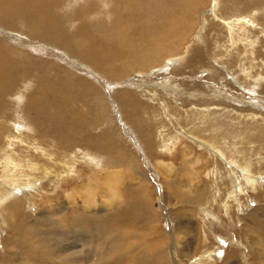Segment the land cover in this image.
<instances>
[{
	"label": "rangeland",
	"instance_id": "obj_1",
	"mask_svg": "<svg viewBox=\"0 0 264 264\" xmlns=\"http://www.w3.org/2000/svg\"><path fill=\"white\" fill-rule=\"evenodd\" d=\"M122 1L60 0L53 4L47 0L39 17L21 8L10 12L8 17L0 16V97L6 99L8 94L5 90L9 88L13 95L21 85L24 87L20 89L24 93L19 90L21 97L18 103L8 101L0 107V111L6 109L13 113L16 110L25 123L37 127L41 141L46 145L54 137L61 152L53 156L60 166L58 172L62 177L57 180V192L48 196V189H43L47 193L36 203L19 201L6 204L7 208L16 211L11 214L14 218L10 223L12 226L0 224V264H107L108 260L118 264L117 258L113 257L114 250L111 249L112 253L109 247L113 244L120 246L121 239L128 237L125 244L132 245L130 255L139 257L144 244L146 247L147 244L160 242L168 250L177 237L180 241L200 238L202 228L208 239L206 247L203 248L202 241L198 244V239L196 243H190L192 247L186 250L190 251L187 255L191 257H188V264H230L226 262L231 256L235 264H264V162L258 164L256 160H250L253 162H249L251 169L244 172L234 164L229 165L231 159L218 161L214 158L216 161L213 163L207 148L200 145L213 136L220 143L227 140L228 144L236 145L251 156L247 157L248 160L256 156L264 159V84L258 86L261 79L264 82V36L250 39L247 32L244 34L249 41L257 39L253 48L244 47L247 42H234V46H230L231 40L227 38L226 30L221 28L220 21H211L209 13H206L212 9L215 0H188L187 3L186 0ZM259 1L264 4V0ZM259 1L255 8H250V0H220L221 8L217 12L215 8L214 14L230 22L235 16L254 13L260 21H264V16L259 17L264 12ZM179 2L187 6H179ZM187 7L192 8L188 10ZM159 9L166 12L159 15L162 13ZM158 15L169 18L171 23L166 26L172 31L176 32L184 25L188 28L180 49L175 48L172 53L183 55L187 47L182 65L185 67L175 64V55L167 50L161 59L162 64L172 61L173 65L165 66V72H146L141 77L138 74L140 67L133 57L139 58L150 52L152 39L156 38L153 30L162 23L157 20ZM258 23L264 27L261 22ZM205 24L206 29H203ZM167 31L162 34L164 38L172 35ZM80 55H85V58ZM93 56L94 61H90ZM198 60L201 62L195 64ZM114 62V70L117 69L115 66L120 70L121 66L129 64L130 76L122 77L121 74L120 77H112L107 71L108 66L107 69L100 66ZM219 75L222 78H218ZM171 92H175L173 95L177 97L174 100L166 95ZM150 94L155 95L145 97ZM139 96L150 109L148 117L143 114L145 107L138 109L135 106H140ZM188 98L200 110L210 108L207 113L213 121L193 118L196 116L190 112ZM127 99L133 102L126 104H132L136 111L132 117L124 115L126 112L119 106ZM152 100L155 105L159 100L165 102L167 107L163 119L171 118V127L178 124L177 128L184 130L190 141L200 144L181 139L173 157L159 154L156 151V132L151 125L157 110ZM225 107L233 112L224 114L221 110ZM194 126L195 135H190L188 127ZM200 126L201 129L198 128ZM103 138L120 143L115 147V157L108 161L100 160L104 166L97 168L90 163L79 162L77 171L69 176L64 169L68 159L62 154L78 156L77 150L91 152L94 147V153L101 155L106 150ZM118 150L119 155L116 153ZM235 153V149L232 150V154ZM238 154L241 156L242 152ZM89 159L87 157L88 162ZM41 161L47 162L44 159ZM217 166H221L220 171L226 177V196L220 195L216 188L218 173L214 172ZM105 173L110 181L119 180L122 184L117 187L118 199L115 203L100 207L102 201L99 199L98 202L96 198H110L104 189L109 183L99 179ZM181 182L183 185H179ZM144 188L146 199L141 193ZM118 206L123 210H118ZM102 207H105L103 213ZM182 210L186 221L178 224L174 212ZM2 215L3 210L0 209V217ZM246 226L249 229L247 232L244 229ZM41 228L42 234L47 230L44 235L37 233L42 235V239L33 232V229ZM148 228L155 231L148 234ZM96 232L99 233V240ZM46 236L51 239L46 243L52 249L44 254ZM253 237L259 240L254 242ZM98 242L104 253L97 250ZM35 244L38 249L34 248ZM171 256L169 259L175 264L178 256L174 255V260Z\"/></svg>",
	"mask_w": 264,
	"mask_h": 264
},
{
	"label": "bare ground",
	"instance_id": "obj_2",
	"mask_svg": "<svg viewBox=\"0 0 264 264\" xmlns=\"http://www.w3.org/2000/svg\"><path fill=\"white\" fill-rule=\"evenodd\" d=\"M60 0H53L51 3L55 4L54 2H57ZM182 1V0H181ZM198 1V0H197ZM196 1V2H197ZM251 1V6L252 7H256V4L259 0H250ZM122 2H128V0H123ZM188 0L185 1V3H187ZM260 2V1H259ZM47 0H0V16H7L10 12H17L19 11V9H28V12H32L35 15H37V17L40 16V14L42 13L44 7L46 6ZM181 4H183V2H179V6H181ZM185 6V4H183ZM187 6V5H186ZM185 6V7H186ZM260 6L264 7V4H261L260 2ZM259 6V7H260ZM173 8V7H172ZM181 8V7H180ZM192 8V7H191ZM191 8L187 7L188 10H191ZM215 8H216V12L218 10H220L221 8V2L220 0H215V4H213V7L211 10H207L206 13H209V17L211 18V21H215V20H219L222 24L221 28H224V30H226L227 32V38L231 40L230 42V46H234L233 43L234 42H242L245 43L247 42L245 46H249V48H253V43H255V41H257V39L259 37H261V35L264 36V27H262L259 23L261 22L262 25H264V21H260L261 19H258V16L255 17L254 13H252L249 16H235L234 19L230 22H226V20L223 18V16L219 17L218 14H216L215 17ZM160 10V9H159ZM263 11V10H262ZM135 12V11H134ZM158 12V11H157ZM160 12H162L159 15H163V12L165 13V10H160ZM168 12V11H167ZM136 13V12H135ZM173 13V12H172ZM176 13V11H175ZM211 14V15H210ZM39 15V16H38ZM138 15V14H137ZM157 16V20L161 23L160 27H156V29L153 30L154 32V36L156 37L155 39H152L154 42L151 46V48L149 49L150 52H148L149 50H147V54H143L142 56L138 57H133V61H137L138 66L141 68H139V76L144 77L143 75L147 73H162L165 72L166 68L165 66H169V65H173L172 61H166L164 64H162V57L165 56L167 54V50H169L171 55H175V59L173 60L175 64L180 65L179 67H185L182 66L183 63H185V59L187 55V47L185 48V50H183L184 54L181 55H177V54H172L174 53V49L175 48H179L181 44H183L182 42H184L185 36L187 35V31L188 28L186 27V25L182 26L180 29H177L178 31H172L170 30L169 26V18L164 16ZM174 15V14H173ZM205 15V14H204ZM203 15V18H205L206 16ZM23 16V15H21ZM168 16V15H167ZM171 16V15H170ZM264 16V12H262L259 17H263ZM41 18V17H40ZM252 18V19H251ZM10 20V19H9ZM50 20V19H49ZM1 21V20H0ZM59 21V20H58ZM10 22V21H9ZM205 23H207V20L205 18ZM52 23V22H51ZM50 23V25H51ZM171 23V22H170ZM10 24V23H9ZM7 22V25L10 26ZM46 24V23H45ZM115 24V23H113ZM174 24V23H173ZM193 24V23H192ZM191 24V25H192ZM1 25V22H0ZM5 25V23H4ZM12 25V24H11ZM54 25V24H53ZM180 25V24H179ZM190 25V23H189ZM3 26V25H2ZM166 26V27H165ZM206 24L202 26V28L206 29ZM42 27V26H41ZM40 27V28H41ZM56 27V26H55ZM173 27V26H172ZM58 28V27H57ZM7 29V28H6ZM43 29V28H42ZM166 29L169 30L167 31L169 34H172L170 36V38H164L162 36V34L164 35L166 33ZM46 30V29H44ZM171 31V32H170ZM248 32V37H250V39L256 38L257 39L254 41H249L245 34ZM157 35H156V34ZM174 33V34H173ZM203 33V32H201ZM245 33V34H244ZM252 34V36H251ZM33 36V35H32ZM174 36V38H173ZM203 36V35H202ZM105 37V36H104ZM36 38V37H35ZM45 38V37H44ZM107 38V37H106ZM105 38V41H106ZM110 38V37H109ZM5 39V38H4ZM63 39V38H62ZM76 39V38H75ZM55 40V39H54ZM72 40V39H71ZM104 40V38L102 39ZM101 40V41H102ZM109 40V39H108ZM116 40V39H115ZM125 40V39H124ZM68 41V40H67ZM113 41V40H112ZM229 41V40H228ZM260 42V40H258ZM119 42V41H118ZM117 42V43H118ZM203 42V40L201 41ZM204 43V42H203ZM202 43V45H203ZM264 43V42H262ZM106 44V43H105ZM114 44V43H112ZM123 44V43H122ZM121 44V45H122ZM107 45V44H106ZM109 45V44H108ZM237 44H235L236 46ZM119 46V45H118ZM125 46V45H124ZM120 47V46H119ZM91 48V47H89ZM85 49V48H84ZM120 49V48H119ZM180 49V48H179ZM122 50V49H121ZM128 50V49H127ZM253 50V49H251ZM81 51V50H80ZM88 50H86L87 52ZM92 51V50H91ZM94 51V50H93ZM249 51V50H247ZM82 52V51H81ZM84 52V51H83ZM87 54V53H86ZM92 54V53H91ZM114 54V53H113ZM93 55V54H92ZM79 56V55H78ZM87 56V55H86ZM125 56V55H124ZM77 57V56H76ZM80 57L85 58V55H80ZM88 57V56H87ZM159 58V60H157ZM94 56L93 58H90V61H94ZM98 59V58H96ZM95 59V60H96ZM114 59V58H113ZM112 60V58H111ZM176 60L179 62H176ZM84 61V60H83ZM89 61V62H90ZM103 61V60H102ZM108 61V60H107ZM114 61V60H113ZM111 61V62H113ZM99 62V61H98ZM148 62H153L152 64H148L146 65V63ZM201 61L198 60L196 61L195 64H199ZM96 63V62H95ZM94 63V64H95ZM108 63V62H107ZM255 62H252V64H254ZM92 64V62H91ZM110 64V63H109ZM114 63L110 64V65H106V64H102L100 65L103 68H108L107 71H109L113 76H117L120 77L122 74V77H127L130 76L131 72H128L130 66L129 64L123 65V67H120V70L118 69V66H115V68L117 67V69H113ZM97 65V64H96ZM95 65V66H96ZM146 65V66H145ZM6 66V65H5ZM136 66V64L134 65ZM191 66V65H189ZM92 67V66H91ZM133 67V66H132ZM175 69L177 70L176 66H174ZM187 67V66H186ZM106 68V69H107ZM156 70H155V69ZM229 68V67H227ZM223 72L225 71L224 67H222ZM3 70V69H2ZM104 70V69H102ZM104 72V71H103ZM106 72V71H105ZM229 74L231 73V71H229ZM1 74V73H0ZM108 74V73H107ZM236 74V73H235ZM238 75V74H237ZM111 77V76H110ZM138 77V76H137ZM218 78H222V75H219ZM242 81V80H241ZM48 84V83H47ZM264 84L263 79H261V82L258 83L259 87H262ZM40 87V86H39ZM24 87L21 85L20 89H23ZM45 89H47L46 87H44ZM10 89V88H9ZM7 89L5 90L6 93L8 94V97L5 98H1L0 97V107L2 105H5L8 101L12 102L15 101V103H18V99H20L21 97V93L19 92L20 89H18L13 95L12 92H10V90ZM22 91V90H20ZM169 91V90H168ZM262 91V90H261ZM23 92V91H22ZM39 92V91H38ZM126 92V91H125ZM132 92V91H131ZM24 93V92H23ZM41 93V92H40ZM124 93V92H123ZM127 93V92H126ZM43 94V93H42ZM46 94V93H45ZM56 94V93H55ZM169 94V95H168ZM173 94H175V92H171V93H167V96H171L170 98H172L171 100H174L175 98H177L176 96H174ZM137 95V94H136ZM141 95V94H140ZM152 95L155 94H150L147 95L145 97H150ZM56 98H60L61 96H55ZM138 97V96H137ZM141 98L140 102V106L138 104H135L136 107H138V109H140V107H145L143 108V114L147 115L149 114L150 110L148 107H146L143 104V97L139 96ZM38 98V97H36ZM43 98V97H41ZM40 98V99H41ZM54 98V99H56ZM62 98V97H61ZM184 98V97H183ZM34 99V98H32ZM131 99V98H130ZM130 99L124 100V104L119 105L121 107V110H123L124 115H128L130 117L133 116V114H136V111L133 109V105L130 104H126V103H132L133 101H131ZM187 99V98H186ZM190 99V101H187V104L190 103L189 105L191 106L190 108V112L192 111V113H195L196 118L198 120L199 119H203L204 122H212V116L210 114H208L207 112L210 111V108H202L200 110V108L198 106H193L194 103L192 102L191 98H188V100ZM231 99V98H230ZM122 100V99H121ZM149 101V99H147ZM38 101V100H37ZM56 102V100H54ZM160 102L157 103L158 105H155L156 103L153 104V100L151 101V103L153 104V106L157 107V110L154 114V121H152L151 125L154 127L155 129V140L158 142V146L156 147V151L164 156H170L173 157L172 155L174 154V152L176 151V149L179 147V143L181 139H184L186 141H190L188 139V137L190 138V136H187L186 134H184V130H180V128H177V125L174 124L173 127H171L173 125V122L171 121V118L169 119H163V115L165 114V109L167 107L165 102H162V100H159ZM34 102V101H33ZM32 102V103H33ZM60 102V99H59ZM177 104H180L179 102H176ZM43 105V104H42ZM29 106V105H27ZM35 106H39L38 104ZM45 106V105H44ZM188 105H186L187 107ZM153 107V108H155ZM185 107V108H186ZM194 108H197L198 111H193ZM37 109V108H36ZM39 111V110H38ZM221 111H223L224 114H226V112L231 111L228 108H223ZM26 112V111H25ZM30 112V111H29ZM32 112V111H31ZM40 112V111H39ZM68 112V111H67ZM187 112V111H186ZM233 112V111H231ZM188 113V112H187ZM240 113V112H239ZM24 114V113H23ZM44 114V113H43ZM65 114V113H64ZM69 114V113H68ZM74 114V113H72ZM123 114V113H122ZM239 115V114H238ZM48 116V114H47ZM75 116V115H74ZM82 116V115H81ZM188 117L190 116L189 113L187 115ZM240 117L242 116V114L239 115ZM26 117V116H24ZM77 117V116H75ZM97 117V116H95ZM44 118V117H43ZM65 119V117H63ZM67 119V118H66ZM69 119V117H68ZM181 119V118H180ZM189 119V118H187ZM264 119V118H263ZM262 119V120H263ZM55 120V119H54ZM53 120V122H55ZM71 120V118H70ZM69 120V121H70ZM28 121V120H27ZM33 121V119H32ZM149 123H150V118H149ZM202 121V122H203ZM31 122V121H30ZM34 122V121H33ZM72 122V121H71ZM74 122V121H73ZM264 122V121H263ZM32 123V122H31ZM61 123V122H60ZM54 126V125H53ZM64 126V125H63ZM26 127H30V128H26ZM55 127V126H54ZM65 127V126H64ZM170 128V129H168ZM196 126L190 128L188 127V131L190 133V135H195L193 134V129H195ZM201 129V126L198 127ZM59 129V128H58ZM61 129V128H60ZM199 129V130H200ZM187 130V129H186ZM59 131V130H58ZM62 131V130H61ZM170 131V132H169ZM203 133V132H202ZM208 135V134H207ZM41 135L38 134V130L37 127L35 126H30L28 123H25V120L21 119V116L15 111H13V113H10L9 110H2L0 111V209L3 210V215L2 217H0V224L4 225L5 227L8 226L10 223H12V221L14 220V218L11 217V214H14V211L16 210H11V208H7V203H11L13 202V204H16V202H22V203H29L30 201L32 203H36L37 200L43 196V194L46 195V193L44 192L43 189L47 190L48 189V193L50 195L54 194L57 192V186L59 184V182L57 180L62 179V177L60 176V172H58V170L60 169L59 164L56 163V160L53 156V154H57L60 153L61 151L58 150L56 142L54 141V137H51V143L50 144H44V141H41ZM49 137V136H48ZM56 137V136H55ZM101 138L103 136H100ZM56 139V138H55ZM79 139L81 140V138L79 137ZM71 140V139H70ZM74 140V138L72 139ZM95 140V139H94ZM105 139L103 138V141ZM208 141L204 140L202 144H200V142H195L194 140L190 141L191 143H198L202 146H204L205 148H207L209 154L212 156V162L214 163L216 161V159L219 160H230L231 162L229 165L234 164L236 168H241L244 169V172H249V170L251 169V166L249 165L250 160H256V162L258 164H262L264 162V159L256 156V158H252L249 159L247 157H251L248 156L247 153H244L243 150H239L238 147H235L236 145H231L228 144L227 140H224L222 143H220L219 140H215V138H210L207 139ZM78 141V140H77ZM55 142V143H54ZM92 142V141H91ZM96 142V141H95ZM114 144H113V143ZM73 143V142H72ZM211 143L212 145L208 144ZM71 144V143H70ZM75 144V142H74ZM94 144V143H93ZM120 143L114 142L112 139H106L103 143V146H105V151L102 152L101 155H99V153H94L95 151H93L92 148L91 152H87L85 151V149L78 151L77 150V154L78 156H74L73 153L72 155L70 153H65L62 154L64 156H66L67 160V166L64 168L65 170H67V173L73 172V171H77L78 168V163H83L85 165H88L89 163L92 164L93 166H95V168L101 166H104V164H102L101 161H108L109 158L111 157H115V150H116V145H119ZM74 146V145H73ZM71 147V146H70ZM143 148V147H141ZM150 149V148H149ZM216 149V151H215ZM219 149V150H217ZM221 149V150H220ZM236 151V153L233 155L232 154V150ZM90 150V149H89ZM88 150V151H89ZM100 150V149H99ZM239 151L242 152V155L240 156ZM116 153H120V150L116 151ZM80 154V155H79ZM72 156V161L70 160V157ZM121 156V155H120ZM234 156V157H233ZM87 157L90 158L89 162L87 160ZM98 158V159H97ZM216 158V159H214ZM41 159L47 160V162L45 161L44 163H42ZM101 160V161H100ZM126 160V159H125ZM246 160V161H245ZM244 161V162H243ZM72 164H69L71 163ZM241 162V164L239 163ZM227 163V162H226ZM253 163V162H250ZM228 164V163H227ZM107 165V164H106ZM255 166V165H254ZM100 167V168H101ZM221 166H217L216 167V171L214 172L216 175V180H217V186L216 188L219 189V194L222 195L224 194L225 196L228 193V187H227V183H226V177L225 174H222V172L220 171ZM110 172V171H109ZM117 174V173H116ZM115 174V175H116ZM214 174V176H215ZM101 175V174H100ZM107 175V173H105V176ZM105 176H101V178H99L100 180L103 179L102 181L109 183V185H107L106 188H104L105 190H107V193L109 194L110 198L109 199H103L100 198H96V200L98 202L99 199H101L102 202H100V207L101 205H105V206H109V205H113L115 203V201L118 199L117 196V187L121 186V182L119 180H117L116 182L114 180H109V175H108V180L106 179ZM117 176V175H116ZM105 177V178H104ZM98 182V181H97ZM120 182V184H118ZM216 182V181H215ZM85 184V183H84ZM89 184V183H88ZM87 184V185H88ZM118 184V185H117ZM145 184V182H144ZM86 185V184H85ZM179 185H183V182H181V184L179 183ZM143 186V185H141ZM146 186V185H145ZM221 186V187H220ZM97 188V186H94ZM144 187V186H143ZM88 188V187H87ZM264 188V187H263ZM86 189V188H85ZM224 189V190H223ZM122 190V189H121ZM83 191V190H82ZM89 191V190H88ZM143 193L142 196L146 199L147 198V194H146V190L145 188L141 190ZM138 192V191H137ZM88 193V192H87ZM104 193V192H103ZM106 193V192H105ZM71 195V194H70ZM104 195V194H103ZM57 196V195H56ZM77 196V195H76ZM75 196V197H76ZM105 196V195H104ZM108 196V195H107ZM49 198V197H48ZM144 199V200H145ZM149 199V198H148ZM17 200V201H16ZM42 200V199H40ZM228 201V200H226ZM123 202V201H122ZM104 203V204H103ZM44 205V204H43ZM119 205V204H118ZM149 205V204H148ZM58 206V205H57ZM56 207V206H55ZM83 207V205H82ZM14 208V207H13ZM51 208V207H50ZM49 208V209H50ZM105 207H102V213L104 212L103 210ZM115 208V207H114ZM121 208V206H118L117 209L119 210ZM153 208V207H152ZM123 210V208H121ZM120 209V210H121ZM138 209V208H137ZM121 210V211H122ZM181 210V209H179ZM204 210V209H203ZM55 211V210H54ZM71 211V210H70ZM178 211V210H177ZM183 212H174L176 214V219H177V223H185L184 221H186L184 219L183 213L184 210H182ZM39 212V211H38ZM113 212V211H112ZM138 212V211H137ZM57 213V212H54ZM69 213V212H68ZM72 213V212H71ZM81 213V212H80ZM129 213V212H128ZM47 213H45L46 215ZM49 214V213H48ZM58 214V213H57ZM54 215V217H56V215ZM60 214V212H59ZM62 214V213H61ZM64 214V213H63ZM120 214V212H119ZM154 214H157V212H154ZM117 215V214H116ZM39 216V215H38ZM37 216V217H38ZM59 216V215H58ZM42 217V216H41ZM54 217H52L51 219H53ZM70 217V216H69ZM114 217V215L112 216ZM153 216H151L152 218ZM40 218V217H39ZM46 218V216H45ZM117 218V217H116ZM154 218V217H153ZM127 219V218H126ZM150 219V215L148 217V220ZM57 221V219H56ZM59 221L61 222V219H59ZM102 221V219H101ZM155 221V220H154ZM48 223L50 221H47ZM156 222V221H155ZM34 223V222H33ZM40 223V222H39ZM133 224V223H131ZM11 225V224H10ZM9 225V226H10ZM13 225V224H12ZM11 225V226H12ZM50 225V223H49ZM48 225V226H49ZM59 225V224H58ZM90 225V223L88 224ZM35 226V225H34ZM245 226V224H244ZM31 227V226H30ZM33 227V226H32ZM8 228V227H7ZM36 228V227H35ZM57 228V227H56ZM78 228H80L78 226ZM91 228V227H90ZM83 229V228H82ZM86 229V228H85ZM100 229V228H98ZM105 229V228H104ZM201 229V228H200ZM245 231H249V229L246 227H244ZM32 230V229H31ZM41 229H33L34 235H37V237L41 238L42 232ZM97 230V229H95ZM51 231V230H50ZM78 231V230H77ZM85 231V230H84ZM94 231V230H93ZM149 232V234L151 232H154L155 230H153L152 228H148L147 230ZM194 231V230H193ZM21 232V231H20ZM32 232V231H30ZM28 232V233H30ZM42 235H38V234ZM90 232V231H89ZM92 232V231H91ZM123 232V231H122ZM188 232V231H187ZM25 233V231H24ZM38 233V234H37ZM182 233V232H181ZM201 235L200 238L198 239V244L202 241L203 243V248L206 247V242L208 241L207 236H206V231L204 228H202V231H200ZM26 234V233H25ZM24 234V235H25ZM75 234V233H74ZM99 233L96 232V235L98 238ZM125 234V233H124ZM123 234V235H124ZM93 235V233L91 234ZM128 236V235H126ZM125 236V237H126ZM161 236V235H160ZM186 236H188V234L186 233ZM198 236V235H197ZM26 237V236H25ZM47 240H43L42 242L44 243L43 247L45 248V251L42 252L44 254H46L47 252L51 251V247H48V243H46V241L49 242L48 240V236H46ZM53 237V236H52ZM55 237V236H54ZM92 237V236H91ZM95 237V235H94ZM45 238V237H43ZM56 238V237H55ZM109 238V237H108ZM254 238V242H257V240H259L258 238ZM42 239V238H41ZM39 239V241L41 240ZM91 239V238H90ZM197 239L195 237H193L190 240H182L180 241L178 239V237L175 239V243L170 247V249L166 250V248L164 246H161L162 243L160 242H156L152 245H148L145 247V244L143 246V251H142V255L139 257L134 256L133 254H131L132 249V245H127V240L128 237L123 240L121 239L120 242V246H117L115 244L111 245L109 247V250L113 249L115 254V258H117L118 260V264H172L171 260L169 259L171 255L172 260H174V255L178 256V263L176 262L175 264H188L187 262L189 261V258H191L189 255V252H187V248L192 247L190 245V243H196ZM99 240V238H98ZM107 240V239H105ZM53 241V240H52ZM55 241V239H54ZM57 241V240H56ZM264 241V239H263ZM31 242V241H30ZM33 242V241H32ZM36 243V242H35ZM126 243V244H125ZM32 244V243H30ZM99 242L97 243L96 247H98ZM178 244V246H177ZM181 245V246H180ZM115 246H117V248H115ZM189 246V247H188ZM13 247V246H12ZM28 247V245H27ZM134 247V246H133ZM136 247V246H135ZM21 248V247H20ZM33 248V247H32ZM34 248H39L35 247ZM42 248V247H41ZM43 248V249H44ZM49 248H51L49 250ZM91 248V247H90ZM13 249V248H12ZM11 249V250H12ZM31 249V247H30ZM29 249V251H31ZM101 250L100 252H103L102 249H104L100 243V246L98 247L97 250ZM140 249V248H139ZM49 250V251H48ZM189 250V249H188ZM33 251V250H32ZM93 251V250H92ZM253 251V250H252ZM10 252V251H9ZM14 252V251H13ZM34 252V251H33ZM95 253V252H94ZM104 253V252H103ZM188 253V255H187ZM244 253V252H243ZM255 253V252H254ZM12 254V253H10ZM19 254V253H18ZM49 254V253H48ZM54 254V253H53ZM102 254V253H100ZM141 254V252H140ZM14 255V254H13ZM17 255V254H16ZM53 256V255H52ZM70 257V256H69ZM189 257V258H188ZM194 257V256H193ZM46 258V257H45ZM177 258V257H176ZM48 259V258H47ZM55 259V258H54ZM70 259V258H69ZM231 259L232 256L228 259V261L226 263H230V264H235L234 261H232ZM33 261V260H32ZM206 261V260H205ZM242 261V260H241ZM54 262V260H53ZM105 263L107 264H112V260H108ZM249 264V263H248Z\"/></svg>",
	"mask_w": 264,
	"mask_h": 264
},
{
	"label": "crops",
	"instance_id": "obj_3",
	"mask_svg": "<svg viewBox=\"0 0 264 264\" xmlns=\"http://www.w3.org/2000/svg\"><path fill=\"white\" fill-rule=\"evenodd\" d=\"M149 234V233H148Z\"/></svg>",
	"mask_w": 264,
	"mask_h": 264
}]
</instances>
